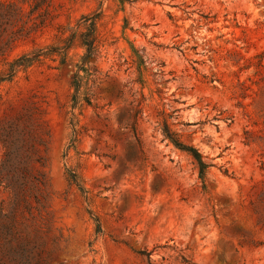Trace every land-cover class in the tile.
<instances>
[{
	"label": "rangeland",
	"instance_id": "1",
	"mask_svg": "<svg viewBox=\"0 0 264 264\" xmlns=\"http://www.w3.org/2000/svg\"><path fill=\"white\" fill-rule=\"evenodd\" d=\"M0 5V264H264V0ZM94 13L90 106L78 46L1 80Z\"/></svg>",
	"mask_w": 264,
	"mask_h": 264
},
{
	"label": "trees",
	"instance_id": "2",
	"mask_svg": "<svg viewBox=\"0 0 264 264\" xmlns=\"http://www.w3.org/2000/svg\"><path fill=\"white\" fill-rule=\"evenodd\" d=\"M0 5V21L5 19L7 15L1 10ZM99 19V13L86 14L79 18L75 30L71 31L69 35L60 39L59 46H49L43 49H35L27 53H23L16 57L12 61L8 62V68L2 73L1 80H9L13 75L20 70H25L30 66L40 63L42 59L52 56L58 57V64L63 65L68 61V53L71 49L78 46L83 50L82 54L78 58V62L73 66V73L70 79V87L72 94L70 97V110H80L84 106H90L92 101L91 85L94 83V70L89 68L87 61L89 59L96 60L98 55V32L97 21ZM1 25V22H0ZM1 32V31H0ZM13 34V33H12ZM14 35L8 37L7 42L9 45L13 42ZM8 47V46H7ZM5 47L0 46V55H3ZM140 102L138 103V106ZM70 121L73 124L75 121V115L71 114ZM137 123L136 117H134L130 127L135 130ZM163 138L171 142L175 147L179 148L190 154L197 162L202 173L204 164L200 160V156L193 149H187L178 141V139L164 126Z\"/></svg>",
	"mask_w": 264,
	"mask_h": 264
}]
</instances>
